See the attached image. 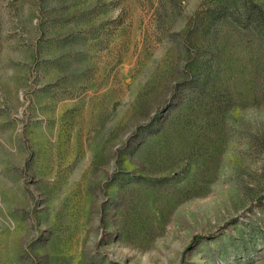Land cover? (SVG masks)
Instances as JSON below:
<instances>
[{
    "label": "rangeland",
    "instance_id": "1",
    "mask_svg": "<svg viewBox=\"0 0 264 264\" xmlns=\"http://www.w3.org/2000/svg\"><path fill=\"white\" fill-rule=\"evenodd\" d=\"M0 264H264V0H0Z\"/></svg>",
    "mask_w": 264,
    "mask_h": 264
}]
</instances>
